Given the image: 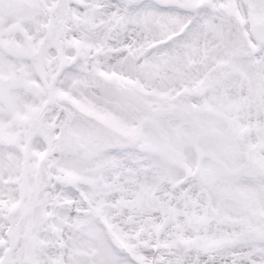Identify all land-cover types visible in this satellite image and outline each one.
I'll return each instance as SVG.
<instances>
[{
    "label": "snow or ice",
    "instance_id": "6c2138e0",
    "mask_svg": "<svg viewBox=\"0 0 264 264\" xmlns=\"http://www.w3.org/2000/svg\"><path fill=\"white\" fill-rule=\"evenodd\" d=\"M0 264H264V0H0Z\"/></svg>",
    "mask_w": 264,
    "mask_h": 264
}]
</instances>
